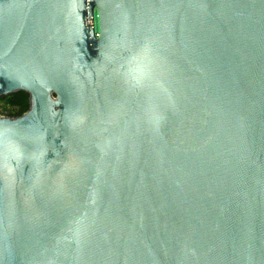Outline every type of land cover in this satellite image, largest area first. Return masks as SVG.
<instances>
[{"label":"water","instance_id":"water-1","mask_svg":"<svg viewBox=\"0 0 264 264\" xmlns=\"http://www.w3.org/2000/svg\"><path fill=\"white\" fill-rule=\"evenodd\" d=\"M0 264H264V0H0Z\"/></svg>","mask_w":264,"mask_h":264},{"label":"trees","instance_id":"trees-1","mask_svg":"<svg viewBox=\"0 0 264 264\" xmlns=\"http://www.w3.org/2000/svg\"><path fill=\"white\" fill-rule=\"evenodd\" d=\"M0 103H5L10 108L16 109L8 115L10 118L20 117L29 108V96L25 93H17L0 98Z\"/></svg>","mask_w":264,"mask_h":264},{"label":"rangeland","instance_id":"rangeland-1","mask_svg":"<svg viewBox=\"0 0 264 264\" xmlns=\"http://www.w3.org/2000/svg\"><path fill=\"white\" fill-rule=\"evenodd\" d=\"M16 109L10 108L5 103H0V115L3 117H8L9 114L15 112Z\"/></svg>","mask_w":264,"mask_h":264}]
</instances>
